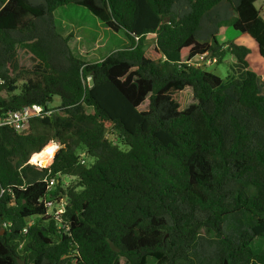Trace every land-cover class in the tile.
Here are the masks:
<instances>
[{
  "label": "trees",
  "instance_id": "1",
  "mask_svg": "<svg viewBox=\"0 0 264 264\" xmlns=\"http://www.w3.org/2000/svg\"><path fill=\"white\" fill-rule=\"evenodd\" d=\"M255 1L0 0V113L55 109L21 130L0 126V222H12L0 264H264L254 242L264 238V80L247 46L219 50L212 24L232 10L264 61ZM68 4L130 44L83 60L55 25ZM204 52L232 54L241 72L223 80L189 63ZM50 141L59 148L45 167L29 164ZM47 175L59 176L49 194L65 197L69 230L45 216Z\"/></svg>",
  "mask_w": 264,
  "mask_h": 264
},
{
  "label": "rangeland",
  "instance_id": "2",
  "mask_svg": "<svg viewBox=\"0 0 264 264\" xmlns=\"http://www.w3.org/2000/svg\"><path fill=\"white\" fill-rule=\"evenodd\" d=\"M255 6L260 16L264 19V0L255 1ZM232 15V10L228 8H219L216 20L212 22L217 29L216 39L219 44V50H225L230 42L247 46L249 49V67L256 72L260 79L264 80V61L258 55L254 42L250 37L240 33L231 26L228 20L232 19ZM54 17L56 18L55 25L58 32L64 36H69L68 45L70 49L83 60L99 61L111 51L130 44L129 39L122 30L113 31L109 29L81 5L68 4L59 7L56 9V12H54ZM204 37L208 38L207 34ZM153 38L152 35H148L145 39V43H149ZM17 52L19 65L30 68L32 64L31 55L19 46H17ZM204 69L220 76L223 80H228L231 75L236 77L241 72V67L236 62V58L230 53H226L220 62L206 64ZM21 83L22 80H18L17 84L20 85ZM184 91V106L186 107L194 101V98L192 97L190 88L186 87ZM55 103L56 102H54V104ZM50 143H55V141H50L48 145ZM56 144L58 145V143ZM49 160H47V162ZM91 161L92 159L90 157H86L87 163ZM47 162L45 164H47ZM61 179L63 182L67 183L70 177L62 176ZM31 219L34 220L38 218L33 217ZM254 242L256 247H264V238H256Z\"/></svg>",
  "mask_w": 264,
  "mask_h": 264
},
{
  "label": "built area",
  "instance_id": "3",
  "mask_svg": "<svg viewBox=\"0 0 264 264\" xmlns=\"http://www.w3.org/2000/svg\"><path fill=\"white\" fill-rule=\"evenodd\" d=\"M216 58L212 56L208 52H204L202 54L196 55L192 58L189 63L194 65H203L214 63ZM55 109L52 106H48L45 108L42 104H31V105H23L21 108L16 110H8L0 113V126L7 125L12 127L15 130L23 129L29 122L30 119L35 117H43L52 114ZM57 142H55L56 144ZM57 149L59 148V144L57 145ZM54 157V156H53ZM52 157V158H53ZM81 163H84L86 160L84 158V153L82 152L80 155ZM28 163L32 165H36L37 168H42L45 166H41L40 164H35L30 161V157L28 159ZM59 176H45L42 180L45 182L46 193L43 197L40 198V201L43 202V205L46 209L45 216L53 221L55 227L61 230H69L70 222L68 218L65 216L67 201L64 196H51L49 193L53 191L55 188V184L59 181ZM34 220L31 219L30 223H33ZM12 226V222L9 220H2L0 222V232L4 230L9 231ZM23 232H27V228L24 227L22 229Z\"/></svg>",
  "mask_w": 264,
  "mask_h": 264
},
{
  "label": "bare ground",
  "instance_id": "4",
  "mask_svg": "<svg viewBox=\"0 0 264 264\" xmlns=\"http://www.w3.org/2000/svg\"><path fill=\"white\" fill-rule=\"evenodd\" d=\"M57 146L55 143H50L43 150L35 152L30 156V161L35 164L45 166L47 160H49L55 154ZM45 164V165H44Z\"/></svg>",
  "mask_w": 264,
  "mask_h": 264
},
{
  "label": "water",
  "instance_id": "5",
  "mask_svg": "<svg viewBox=\"0 0 264 264\" xmlns=\"http://www.w3.org/2000/svg\"><path fill=\"white\" fill-rule=\"evenodd\" d=\"M200 68L201 69H203L204 68V66L203 65H201L200 66ZM93 84V80H92V78H90V80H89V86H91ZM20 264H24V261L22 260V261H20Z\"/></svg>",
  "mask_w": 264,
  "mask_h": 264
}]
</instances>
